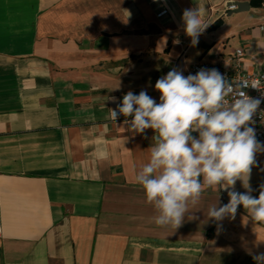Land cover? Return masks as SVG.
<instances>
[{
  "label": "crops",
  "instance_id": "1",
  "mask_svg": "<svg viewBox=\"0 0 264 264\" xmlns=\"http://www.w3.org/2000/svg\"><path fill=\"white\" fill-rule=\"evenodd\" d=\"M245 1L0 0V264H255L244 249L264 252V242L254 248L264 222L243 206L219 231L207 217L211 203L228 202L223 190L208 189L179 228L155 224L134 179L153 130L124 131L125 117L115 123L109 110L129 90L159 102L158 78L220 66L231 41L244 69L262 73L264 0L226 15L228 2ZM197 6L209 27L222 24L192 47L181 16ZM257 161L255 197L264 153Z\"/></svg>",
  "mask_w": 264,
  "mask_h": 264
},
{
  "label": "clouds",
  "instance_id": "2",
  "mask_svg": "<svg viewBox=\"0 0 264 264\" xmlns=\"http://www.w3.org/2000/svg\"><path fill=\"white\" fill-rule=\"evenodd\" d=\"M181 20L190 46L196 47L210 25L202 8L184 9ZM248 87L260 89L243 78L229 81L215 68L185 76L173 67L155 82L159 102L146 89L138 94L129 90L115 109H109L115 123L119 116L125 117L124 131L153 130L150 158L134 179L156 212L157 226L179 228L190 210H199L197 205L208 189L223 190L228 196L226 204L216 200L207 209L218 231L224 219H235L240 206L252 221L264 222V184L259 185L258 197L252 195L250 185L252 169L259 166L257 154L264 153V142L257 139L253 126L264 91L253 98L245 91ZM107 99L115 103L117 98ZM237 181L244 192L236 190ZM188 219L197 217L188 215ZM244 250L255 264H264V252Z\"/></svg>",
  "mask_w": 264,
  "mask_h": 264
},
{
  "label": "built area",
  "instance_id": "3",
  "mask_svg": "<svg viewBox=\"0 0 264 264\" xmlns=\"http://www.w3.org/2000/svg\"><path fill=\"white\" fill-rule=\"evenodd\" d=\"M233 6L227 7V9H232ZM244 50L243 48L234 49L233 53L221 60V65H213L206 62H196L187 68L185 76L188 74H195L201 68H215L219 70L224 76L228 78L229 81L232 79H246L249 84L256 85L260 89L248 87L245 89L246 93L253 97L257 98L261 95L262 91H264V71L259 74H254L246 71L243 66L244 59ZM253 120L255 124L253 125L256 129L257 139L261 142H264V102H262L259 106V110L254 115Z\"/></svg>",
  "mask_w": 264,
  "mask_h": 264
},
{
  "label": "water",
  "instance_id": "4",
  "mask_svg": "<svg viewBox=\"0 0 264 264\" xmlns=\"http://www.w3.org/2000/svg\"><path fill=\"white\" fill-rule=\"evenodd\" d=\"M233 6L232 9H229L226 13V15H231L232 13H238V12H243L247 11L250 7V3L245 1V2H228L227 7Z\"/></svg>",
  "mask_w": 264,
  "mask_h": 264
},
{
  "label": "trees",
  "instance_id": "5",
  "mask_svg": "<svg viewBox=\"0 0 264 264\" xmlns=\"http://www.w3.org/2000/svg\"><path fill=\"white\" fill-rule=\"evenodd\" d=\"M250 4H251L252 6H256V7H258V6H261V4H262V0H250ZM221 24H222L221 19L216 20V21H215V22L209 27V29H210V30H211V29H215V28L219 27Z\"/></svg>",
  "mask_w": 264,
  "mask_h": 264
},
{
  "label": "rangeland",
  "instance_id": "6",
  "mask_svg": "<svg viewBox=\"0 0 264 264\" xmlns=\"http://www.w3.org/2000/svg\"><path fill=\"white\" fill-rule=\"evenodd\" d=\"M243 22H245V20L238 19V21H234V24H242ZM227 46L231 49H235L238 46V43L235 41H231Z\"/></svg>",
  "mask_w": 264,
  "mask_h": 264
}]
</instances>
